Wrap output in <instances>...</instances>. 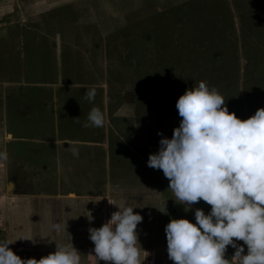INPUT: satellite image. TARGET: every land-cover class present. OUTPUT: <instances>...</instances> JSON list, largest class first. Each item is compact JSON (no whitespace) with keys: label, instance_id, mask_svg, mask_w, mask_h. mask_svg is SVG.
<instances>
[{"label":"rangeland","instance_id":"obj_1","mask_svg":"<svg viewBox=\"0 0 264 264\" xmlns=\"http://www.w3.org/2000/svg\"><path fill=\"white\" fill-rule=\"evenodd\" d=\"M44 1L47 0H30L29 4L47 8L53 2L49 0L47 5L41 3ZM56 4L54 15L48 12L37 15L34 9L23 11V16L43 18V23L28 25V31L56 36L71 34L75 37L72 49L79 55L73 60L71 52L69 56L64 53L57 63L56 54L32 39H25L26 47L1 42V106L11 93L27 104L38 99L47 101L51 89L36 84L91 82V75L84 73L89 59L80 56L90 43L84 45L80 37L90 33L111 34V38L96 42L100 46L97 66L108 70L110 110L117 128L114 137L109 133L107 158L102 154L99 161L96 190H104L105 177L109 176L111 197L95 203L90 211L99 213L106 209L107 215L101 212L107 216L101 219L105 223L117 207L124 204L133 207L143 217L137 226L141 253L152 251L154 264H174L167 253L166 224L172 218H186L195 223V209L202 208L207 214L211 206L201 200L186 211L169 189L163 171L147 166L148 156L159 148L158 132L172 137L173 129L182 119L176 101L195 83L204 81L218 89L228 111L242 120L264 108V0H56ZM19 12L14 11L13 16L21 17ZM26 34L29 38L35 35ZM67 67L73 71H66ZM97 78L99 75H93V80ZM8 80L21 83V89L8 88L5 84ZM8 105L11 106L9 100ZM62 123L59 112L57 129ZM73 123L81 124V118L64 129L74 132L66 134L70 138L78 131L77 126L72 127ZM64 130L62 124L59 131ZM76 237L78 244L84 241L83 234ZM87 242L93 246L91 240ZM233 252L228 246L225 258ZM40 255L37 253L36 259ZM92 261L110 264L103 260L100 263L97 258Z\"/></svg>","mask_w":264,"mask_h":264},{"label":"clouds","instance_id":"obj_2","mask_svg":"<svg viewBox=\"0 0 264 264\" xmlns=\"http://www.w3.org/2000/svg\"><path fill=\"white\" fill-rule=\"evenodd\" d=\"M84 95L94 99L95 89H87ZM175 106L182 117L179 126L171 138L158 132L159 148L149 154L147 166L163 171L169 189L186 211L201 200L211 208L207 214L202 208L195 209V223L170 219L164 229L168 258L174 264H264V108L242 120L228 111L218 89L204 81L186 89ZM103 123L101 109L92 107L84 126ZM11 136L5 129L0 139L6 144ZM7 159L5 148L0 160ZM117 208L107 222L88 229L94 244L92 256L110 264H144L149 253L141 260L137 231L143 217L126 204ZM54 228L59 231L60 224ZM9 244L0 240V264L81 261L72 242L57 245L55 252L39 260L21 259ZM228 246L234 252L225 258Z\"/></svg>","mask_w":264,"mask_h":264},{"label":"crops","instance_id":"obj_3","mask_svg":"<svg viewBox=\"0 0 264 264\" xmlns=\"http://www.w3.org/2000/svg\"><path fill=\"white\" fill-rule=\"evenodd\" d=\"M29 1L0 0V43L6 42L16 46L21 43L25 46L24 41L32 39L34 43L39 42V45H45L47 51L56 54L57 63H60L64 53V56H69L71 52V57L75 60V56L79 54L72 49L74 36L28 31V25H38L36 21L40 22L43 18L22 15V12L28 9H34L37 15L41 16L47 12L54 15L59 2L56 4V0H53L52 5L46 8L43 5L30 7ZM41 3L48 5L49 0ZM19 10L21 17H14L13 12ZM27 32L35 35L29 38ZM107 36L111 38L112 35L90 33L80 37L84 45L90 43L89 47L86 46L87 50L84 47L80 56L85 60L89 59L84 73L91 75V82L36 84L39 87L47 85V88L51 89L47 101L38 99L27 104L24 100L21 101V97L16 93H11L4 99V106L0 103V135L5 129L12 133L6 144L0 139V151L6 148L8 153L6 161L0 160V240L11 242L9 248L21 259H36L37 253L41 254V257L46 256L55 252L57 245L63 246L72 242L81 255L80 264H94V244L92 246V243L87 242L90 240L88 229L100 227L103 224L101 219L107 218V210H101L99 213L90 210L95 203L105 202L111 197L108 192L111 177L110 180L109 176L105 177V188L98 192L96 189L100 175L97 174L102 154L107 158L109 133L110 137L117 134L116 123L112 122L110 110L111 87L108 70L104 66H97L100 46L96 42L103 41ZM68 64L74 65L73 62ZM58 68L57 73H60V66ZM68 70L70 69L67 67L66 71ZM93 75H99L97 81L93 80ZM5 84L12 89L22 87L21 83L12 80ZM93 88L95 97L89 100L84 92ZM8 100L11 106L8 105ZM30 106L34 108L31 109ZM94 106L103 112L104 123L100 127H85L87 114ZM59 112L62 114L63 130L69 127L68 124L73 120L81 118V124L72 125L73 128H78L74 138L66 136L74 132L64 130L60 133L59 127L62 124L57 129ZM105 171L107 173V166ZM102 211L106 215H102ZM90 216L95 220H90ZM56 223L60 224L59 231L54 228ZM78 233L84 235L82 243L85 247L81 246V242L77 243ZM145 251L141 253V260L149 253L144 264H154V253ZM99 262L101 263V260Z\"/></svg>","mask_w":264,"mask_h":264}]
</instances>
